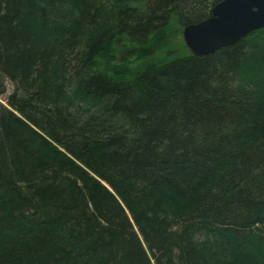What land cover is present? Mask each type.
I'll return each instance as SVG.
<instances>
[{
	"label": "trees",
	"instance_id": "1",
	"mask_svg": "<svg viewBox=\"0 0 264 264\" xmlns=\"http://www.w3.org/2000/svg\"><path fill=\"white\" fill-rule=\"evenodd\" d=\"M221 1L0 0V264H264V28L154 60Z\"/></svg>",
	"mask_w": 264,
	"mask_h": 264
},
{
	"label": "water",
	"instance_id": "2",
	"mask_svg": "<svg viewBox=\"0 0 264 264\" xmlns=\"http://www.w3.org/2000/svg\"><path fill=\"white\" fill-rule=\"evenodd\" d=\"M264 28V0H222L210 17L183 28L182 39L191 55L207 56L234 45Z\"/></svg>",
	"mask_w": 264,
	"mask_h": 264
},
{
	"label": "rangeland",
	"instance_id": "3",
	"mask_svg": "<svg viewBox=\"0 0 264 264\" xmlns=\"http://www.w3.org/2000/svg\"><path fill=\"white\" fill-rule=\"evenodd\" d=\"M183 31V30H182ZM182 31L180 32V30L177 31V36L175 37V41H173L171 43V45L168 48H165L163 50H161L155 57L154 60L157 59H166L169 58L171 56H179L182 55L186 52H189L183 42L182 39ZM123 51H119L118 54L116 53H109L107 55V57L109 58L110 61H108L104 67V69L106 71H108L109 74H113L114 76L118 75L120 76L121 74H124L125 71H127L126 69L130 66V68L132 69V67H134L136 64L135 63H139L140 61L136 62L133 59L134 64L131 66L128 63L122 62V60L120 59V56H123ZM150 60H152L151 57H149ZM261 82L259 83L258 81V87H259V94L260 96L259 98V107H263L264 108V78L260 80ZM10 91V90H9ZM8 93V92H7ZM0 102H2V99H0ZM259 116V115H258ZM254 132L249 131L246 134L245 139H247L249 141V144L251 142L255 143L254 141L257 142V140H264V122H262L261 124H258L257 128H255V130H253Z\"/></svg>",
	"mask_w": 264,
	"mask_h": 264
}]
</instances>
